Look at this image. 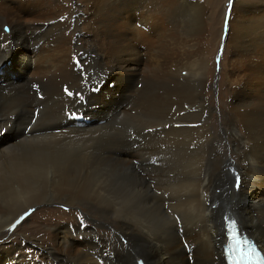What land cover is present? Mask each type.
Wrapping results in <instances>:
<instances>
[{
    "label": "bare ground",
    "instance_id": "6f19581e",
    "mask_svg": "<svg viewBox=\"0 0 264 264\" xmlns=\"http://www.w3.org/2000/svg\"><path fill=\"white\" fill-rule=\"evenodd\" d=\"M199 10L187 0H0V75L25 76L0 79V239L36 205L84 214L51 224L46 212V231L25 238L40 260L4 243L0 264H226L228 216L264 250V64L244 66L243 78L233 65L230 100L209 101L184 15ZM251 22L234 33L230 22L232 57L245 44L247 56L264 55V13ZM105 80L122 101L92 98ZM78 94L103 111L69 117L83 110Z\"/></svg>",
    "mask_w": 264,
    "mask_h": 264
},
{
    "label": "rangeland",
    "instance_id": "374dc122",
    "mask_svg": "<svg viewBox=\"0 0 264 264\" xmlns=\"http://www.w3.org/2000/svg\"><path fill=\"white\" fill-rule=\"evenodd\" d=\"M187 1H189V3H193V4L198 5V7L200 9L198 16H194L191 13L184 12L185 13L184 14L185 19L188 20L187 22L190 25H192L193 26L192 28L194 29V32L192 34V36L194 38L193 41L189 40L187 42L188 43L193 42L192 44L195 45L194 48L196 49V51L193 49H190L192 51L191 54H195V52H196V54L197 53L200 54L201 58H203V57L205 58V60H206V74H205V76H206L205 81L206 82L205 83L207 84L206 92L208 94V99H209V101H214V103H216V105L219 106V104H220V103H218L219 101H224V100L229 101L230 100V97H228L226 95L227 93H225L227 90V84L225 82H227L226 80L229 77V73H230V70H231L233 65H236L239 67L240 71L238 72V77L243 78V77L249 75L250 74L249 72H251V71H248L247 69H244V66L250 67L252 64H257V63L258 64L259 63L264 64V55L263 56H261V55L247 56L246 55V53L244 51L246 48V44L243 45V48L240 49V51L238 52L237 55H234L232 57L231 53L236 50V47H235L236 46V43H235L236 42V36L231 35V37H228L229 33H230L231 23H232V32L231 33H234V31H236L237 29H240L242 27V25H244L245 23L250 24L251 20H253L254 17H256L257 15L260 16L264 13V0H248L250 3L253 4V7L249 6L250 9H246L243 6V4H240L241 0H236L237 6L235 8H234L235 0H187ZM149 10H151V7L149 8ZM223 10H224V19H223V24H222L221 23V19H222L221 17H222V11ZM186 15H188L187 18H186ZM227 16H228V20L226 19ZM190 17L192 19H190ZM194 19H195V21H194ZM134 20H136V19H134ZM162 20H164V19H162ZM162 20H160V21L163 22ZM135 22H136L135 25H137L138 22L137 21H135ZM161 22L158 23V25L161 24ZM104 25H105V22H103L101 26L104 27ZM137 27L139 29L142 28L141 30H145V32H147V33L151 32L150 27H148L146 25L138 24ZM4 28H5L4 29L5 32L8 31L7 27H4ZM248 31L246 32L247 34H248ZM219 32H221V34H222L221 35V44H220L217 52L214 54L213 52L215 51L216 46L218 44L217 42H218V38H219ZM137 47L143 52H145L147 50L145 45H142L141 47H139V45H138ZM226 47H227V49H226ZM135 49H136L135 51L138 50L137 48H135ZM225 51H227V52H225ZM213 54H214V56H213ZM181 56H182V54L180 53L176 57L179 60H182V59H180ZM146 57L148 59V56L144 55V57L141 61V65H142L141 69H143V67H145V64L147 63ZM251 58H252V60H250ZM19 59H21V57L20 58L17 56L14 57V64L17 60L19 62ZM22 61L24 62V64H29L32 62L30 59H27L24 56H22ZM240 68H242V69H240ZM138 73L140 74V71ZM182 74L184 77H186L187 76L186 70H183ZM141 75L143 76L142 73H141ZM139 77L141 78V76H139ZM3 78L4 79L11 78V80L19 81V79L25 78V76L19 75V77H16L15 75H10V76L0 75V79H3ZM138 87L141 88V85L138 84ZM254 87H256V89L258 88V90H263V88H260L261 82H256V85ZM89 89H90L89 92H91V94H92V98L93 97L96 98L98 101L102 102L103 104L104 103L110 104L111 102H114L115 100H117V102L122 101L123 93L121 91L119 92V88L116 86V84H113V82H111V81L108 82L107 80H105L101 83V85H97L95 87V89H94V87L93 88L90 87ZM224 94H225V96H224ZM71 95H73V94L71 93ZM89 98H91V97L87 96V95L82 96V95L78 94L77 95V99H78L77 103L83 107V110H81L80 112H77V113L69 114V117L71 115V118L77 119L78 118L77 115H79V114L84 115L85 114V116L89 120L91 118V116L86 115L87 107H89L88 106ZM92 106L93 107H89L90 108L89 111H92L94 113H98V112L103 111L104 106L95 104V102H93ZM69 120L71 121L70 118H69ZM240 184L241 183L239 182V187H240ZM25 210H27V211H25L22 215H19V217H17L18 219L12 225H9V228L6 227V229H8V230L6 231L7 233L5 234V237L3 239H0V245H2L4 243H9V244H18V245L24 246L26 250L21 251L22 253L19 252L18 254H28L29 256H33V257L37 256L35 258L36 261H39L40 257H38V256H41L45 252L42 250L40 251L37 249L34 250L33 248H30V246H28V244L30 245V243L28 242V239H25V238L32 234L31 233V230H32L31 227L32 226L39 225L43 231H46L47 226H48V224L44 222L47 218V216H45L46 212H47V215H48V213H51V215H50L51 219H52V223L50 222L51 224H54L58 221L60 223H64L65 221L67 222V220L71 216L72 217L70 218L69 224L74 223L75 219H76V221L80 222V217H78V216H84L82 210H80L78 208H76V209L73 208V215L70 216L69 211L71 210V207L68 205H66V207H65V206L60 205L58 203H55L52 205L46 204L45 206L44 205H36V206L30 207L29 209H25ZM28 228H30V229H28ZM16 232H17V234L13 235ZM46 235L43 236L45 239L48 238V235L47 236ZM10 242H12V243H10ZM137 264H140V262L139 263L137 262Z\"/></svg>",
    "mask_w": 264,
    "mask_h": 264
},
{
    "label": "snow or ice",
    "instance_id": "6c2138e0",
    "mask_svg": "<svg viewBox=\"0 0 264 264\" xmlns=\"http://www.w3.org/2000/svg\"><path fill=\"white\" fill-rule=\"evenodd\" d=\"M65 91H67V89H65ZM68 94L71 95V93H68ZM238 183L239 182L237 181V186H238ZM255 252H256L255 249H251L248 252L242 254L240 257V261L246 260V261H248V264H257L258 259H264V257L257 258ZM240 261H237L236 264H240Z\"/></svg>",
    "mask_w": 264,
    "mask_h": 264
},
{
    "label": "water",
    "instance_id": "95a60500",
    "mask_svg": "<svg viewBox=\"0 0 264 264\" xmlns=\"http://www.w3.org/2000/svg\"><path fill=\"white\" fill-rule=\"evenodd\" d=\"M227 20H228V16H227V18H226Z\"/></svg>",
    "mask_w": 264,
    "mask_h": 264
}]
</instances>
